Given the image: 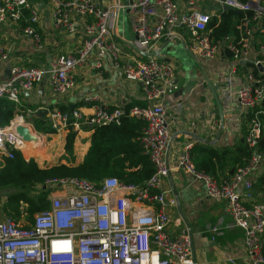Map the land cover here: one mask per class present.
Listing matches in <instances>:
<instances>
[{"label": "built area", "instance_id": "built-area-1", "mask_svg": "<svg viewBox=\"0 0 264 264\" xmlns=\"http://www.w3.org/2000/svg\"><path fill=\"white\" fill-rule=\"evenodd\" d=\"M127 1L124 8L131 40L115 33L112 7L104 8L96 0H45L55 29L74 33L80 21L82 42L74 52L54 54L47 67L10 64L8 74L0 80V98L21 106L24 92L30 93L43 78L53 95L63 96L75 85L76 69L93 59L91 67L99 70L109 56L124 79L140 88L143 105L132 106L128 115L143 122L136 141L153 172L139 184L115 177L100 183L77 177L46 180L40 187L45 191L47 208L24 224L0 219V264H196L189 234L183 231L171 236L168 231L176 200L162 189L173 138L163 99L178 88L179 72L170 61L150 55L160 40L167 44L180 40L198 62L214 65L218 61L214 78L224 119L234 136L242 134L248 157L244 165L218 181L195 168L192 146L187 143L177 155L175 167L206 198L224 204L230 217L225 228L244 231L246 263L264 264V199L256 201L254 190L258 182L264 188V0ZM208 6L218 7V11H210ZM227 10L238 11L242 17L234 23L233 33L214 41L208 23ZM40 12L36 1L0 0V28L19 26V32L39 47L41 35L36 25ZM120 43L130 45L132 54L124 56ZM8 58V51L0 44V61ZM96 99L85 97L86 101ZM183 106V101H178L170 109L180 112ZM43 110L55 135L119 124L123 113L121 107L96 106L90 115H84L53 104L38 113ZM13 120L0 124V156L10 159L14 150L22 153L33 144L22 141ZM237 141L232 138L230 146ZM221 231L219 223L212 225L208 229L210 241ZM224 259L234 263L227 255Z\"/></svg>", "mask_w": 264, "mask_h": 264}, {"label": "crops", "instance_id": "crops-1", "mask_svg": "<svg viewBox=\"0 0 264 264\" xmlns=\"http://www.w3.org/2000/svg\"><path fill=\"white\" fill-rule=\"evenodd\" d=\"M32 1L38 2V5L42 3L40 20L36 25L41 35L40 46L35 47L30 38L24 37L19 32V26L1 27L0 44L8 51L9 58L5 62L0 61V80L7 75L6 71L13 62L47 67L54 54L74 52L82 42V28L79 20L76 22L78 28L74 33L68 34L55 29L47 4L45 6V0ZM125 1L127 0H96L104 8L112 7L114 14L112 27L115 33L126 40H131L133 34L130 25H126L128 15L124 8ZM115 6L117 9L114 8ZM170 44L160 40L152 51L156 57L173 63L179 72L176 81L178 88L163 99L167 111L168 129L173 138L167 150L169 170L162 181V189L176 200V205L171 210L168 231L171 236L186 231L187 227L182 216L185 217L190 227L192 258L196 264H247L243 246L244 231L238 227L225 228V225L230 222V217L225 212L224 204L206 198L201 190H196V185L190 181V178L175 167L177 155L187 143L191 144V153L195 158L204 154L207 148H227L234 137L238 140L236 143L242 142V134L234 136L230 124L226 122L218 136V123L214 117V100L204 83L206 76L212 86L218 89V82H215L214 78L215 65H218V61L213 62L214 65H212L210 61L201 60L196 64L198 68V65H201L202 69H195L190 62L192 57L185 48L175 50ZM120 47L124 56L131 55L133 52V48L125 43H120ZM92 61L93 59L76 69L75 85L65 95L60 97L53 95L47 85V79L43 78L28 95L23 94L21 106L34 105L33 110L38 113L39 109L53 104L59 108L67 106L69 109L79 110L84 115H90L96 106L113 109L122 108L127 103L143 104L140 88L124 79L109 56L103 59L102 68L99 70L91 67ZM191 80H194L193 85ZM87 96H96L97 99L86 101ZM178 101H183L182 110L180 112L171 110L170 106ZM29 110L27 109V114ZM42 116L46 119L45 113ZM32 129H34L33 126ZM233 129L235 130L234 125ZM91 133V131L82 130L75 134L71 156H65V134L53 133L46 135L38 133L46 139V151L43 155L39 154L36 158L34 155L25 154L29 146L22 153L26 160L33 158L39 166L59 162L80 163L88 149ZM48 139H50L49 142ZM262 165L264 166V161ZM230 170L228 175L231 174ZM255 192L257 193L256 201L264 199V191L255 190ZM217 223L222 226V231L216 234L214 241H210L208 229ZM225 255L232 258L234 263L225 261Z\"/></svg>", "mask_w": 264, "mask_h": 264}, {"label": "trees", "instance_id": "trees-1", "mask_svg": "<svg viewBox=\"0 0 264 264\" xmlns=\"http://www.w3.org/2000/svg\"><path fill=\"white\" fill-rule=\"evenodd\" d=\"M242 17L235 10H227L223 14L213 16L208 23L211 38L233 33V25ZM137 105H143L137 104ZM134 103L122 107L119 124H101L94 127L88 149L80 163H55L39 166L30 158L26 160L19 150L13 151V158L0 157V216L6 214L13 217L18 203L25 205V214L30 222L33 215L48 206L45 191L41 185L48 179L77 177L85 178L94 183H100L106 177H115L125 183L139 184L148 179L153 168L148 158L141 153L136 137L140 134L143 122L128 115ZM34 105L15 106L12 102L0 98V124L7 125L16 116L31 123L34 130L43 135L51 134L45 116L39 113L27 114V109L33 110ZM68 110L69 107H60ZM111 109V108H109ZM264 123V119H263ZM37 133V134H38ZM75 132L68 130L65 134V156L72 155ZM192 154V153H191ZM249 150L243 142H238L227 148H207L200 157H193L195 168L210 174L217 180L228 176L229 170L245 164ZM256 191H264L261 182L254 185ZM14 211V212H13ZM18 216V214H17Z\"/></svg>", "mask_w": 264, "mask_h": 264}, {"label": "water", "instance_id": "water-1", "mask_svg": "<svg viewBox=\"0 0 264 264\" xmlns=\"http://www.w3.org/2000/svg\"><path fill=\"white\" fill-rule=\"evenodd\" d=\"M128 4V1H125V5ZM211 9L213 10H216L218 11V7H210ZM223 10H226L227 7L224 6L222 7ZM38 9L41 10L42 9V3L38 5ZM209 9V7H208ZM184 46V44H182ZM185 50L187 51V53L195 60V62H198V60L196 59L195 55L186 48V46H184ZM150 55H154V53H151ZM199 64V63H198ZM199 68L202 69L201 65H198ZM6 74H8V70L6 71ZM205 76V75H204ZM204 83L206 84V86L208 87V89L210 90L211 92V95L213 97V100H214V117L215 119L217 120V123H218V136H220L222 130H223V127H224V124H225V119H224V115H223V109H222V105L220 103V100L218 98V94H217V91L216 89L212 86V84L210 83V81L206 78H204ZM191 84L193 85L194 84V80H191ZM26 95H28V92H24ZM45 113V110H43V112H40L39 114H44ZM32 127V126H31ZM16 132L18 133V135L21 137L22 141L24 142H33V143H37V141L33 138V136L31 135L30 133V130L26 127H23V126H17L16 127ZM233 169L230 170V173H232ZM9 191H2V194H5ZM183 220L185 222V225L187 227V230L186 232L188 234H190V227L189 225L187 224V221L185 220V217H183Z\"/></svg>", "mask_w": 264, "mask_h": 264}, {"label": "rangeland", "instance_id": "rangeland-1", "mask_svg": "<svg viewBox=\"0 0 264 264\" xmlns=\"http://www.w3.org/2000/svg\"><path fill=\"white\" fill-rule=\"evenodd\" d=\"M208 7H212V6H208ZM207 7V8H208ZM128 18V17H127ZM126 18V25L128 26L129 24V21H128V19ZM170 46L172 47V49H174L175 48V50L176 49H179V50H182V49H184V47H183V45H182V43H181V41L179 40V41H176V40H173L172 42H171V44H170ZM190 62H191V65L192 66H194V68L195 69H199L198 67H197V64H196V62H195V60L192 58V59H190ZM15 119H20L21 121H24V123L26 122V123H28L27 121L28 120H23L22 118H20V117H16ZM14 119V120H15ZM13 120V121H14ZM29 125H31L30 123H28ZM31 129V128H30ZM33 131V130H32ZM44 141H41V143L39 142H37V143H33V144H29L28 146H29V149H28V151L27 152H25V154L27 153V154H30V155H34L36 158H38L39 157V154L40 155H43V153L46 151V146H45V138L43 139ZM49 140L50 139H48L47 141L49 142ZM44 144V145H43ZM1 194H2V192H0ZM14 207L15 208H17V211L16 212H14L12 215H13V217L14 218H16L17 219V221H18V223H21V224H24V223H28L29 221H28V218L26 217V214H25V205L24 204H19L18 203V207H16V205H14ZM17 214H18V216H17ZM9 216L8 215H6V214H2L1 216H0V218H8Z\"/></svg>", "mask_w": 264, "mask_h": 264}, {"label": "bare ground", "instance_id": "bare-ground-1", "mask_svg": "<svg viewBox=\"0 0 264 264\" xmlns=\"http://www.w3.org/2000/svg\"><path fill=\"white\" fill-rule=\"evenodd\" d=\"M208 9V8H207ZM210 11H216V10H213L209 7ZM217 12V11H216ZM13 127H17V126H23V127H26L30 130V133L31 135L33 136V138L39 143H41V141H44V136L41 135V134H37L34 129H32V127L28 124V123H24V121H21L20 119H16L13 121ZM31 128V129H30ZM33 130V131H32Z\"/></svg>", "mask_w": 264, "mask_h": 264}]
</instances>
